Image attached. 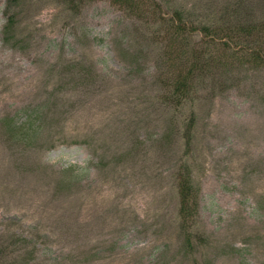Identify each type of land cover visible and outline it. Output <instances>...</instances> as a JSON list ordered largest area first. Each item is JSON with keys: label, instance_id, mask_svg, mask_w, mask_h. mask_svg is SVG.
Segmentation results:
<instances>
[{"label": "rangeland", "instance_id": "374dc122", "mask_svg": "<svg viewBox=\"0 0 264 264\" xmlns=\"http://www.w3.org/2000/svg\"><path fill=\"white\" fill-rule=\"evenodd\" d=\"M259 23L264 0H0V264H264V65L234 60L264 33L219 41Z\"/></svg>", "mask_w": 264, "mask_h": 264}, {"label": "trees", "instance_id": "16d2710c", "mask_svg": "<svg viewBox=\"0 0 264 264\" xmlns=\"http://www.w3.org/2000/svg\"><path fill=\"white\" fill-rule=\"evenodd\" d=\"M167 26H168V32L176 36L183 35L186 28L189 27V25L183 23L182 20L180 19H177V20L171 19V22L167 23ZM13 27H14V18L9 17L3 28L4 34L7 35L10 31H12ZM190 27L191 29H196V27L194 26L190 25ZM204 31H210V30L209 28L205 27ZM226 32L228 33V35L225 36L226 37L224 38L225 40L224 41L219 40V41L223 43V46L228 49L229 36L233 35L232 36L233 39L239 38V36H248L251 34H253V37L259 36L264 33V23H259L255 25H249L246 27L237 28V31H234V29H229V30H226ZM213 33L215 34L217 33V31H214ZM232 38L230 41H232ZM238 57H242V58L237 59ZM245 58H248L250 62L263 66L264 65V47H256V48L253 47L248 50L246 49V50H243L242 54H238L237 52L234 53V60H236V62L238 61L244 65L243 60ZM195 61L196 63L193 65V69L201 68L200 65L202 64L203 59L201 57H197ZM236 66L237 65L233 66V68ZM186 80L187 79L184 80L181 76L177 77L174 86H171L174 96H177V95L181 96V94L184 91L183 83L186 82ZM32 129L34 130H31L30 128L26 129L24 125L22 124H18V125L13 124V130H11V134L17 140H21V142L22 141L27 142V140L31 139L33 134L37 132V128L33 127ZM178 195L180 197L179 217H180V220L186 221V219L189 217L188 215L189 188H185L184 184H180Z\"/></svg>", "mask_w": 264, "mask_h": 264}]
</instances>
